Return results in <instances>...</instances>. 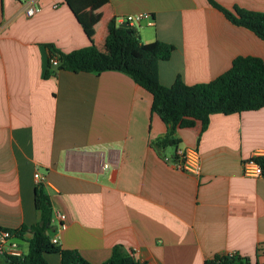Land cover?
Returning a JSON list of instances; mask_svg holds the SVG:
<instances>
[{"label":"crops","instance_id":"obj_1","mask_svg":"<svg viewBox=\"0 0 264 264\" xmlns=\"http://www.w3.org/2000/svg\"><path fill=\"white\" fill-rule=\"evenodd\" d=\"M215 1L264 12V0ZM36 4L40 10L28 16L20 0H0V227L39 220L38 171L52 215L65 214L66 228L57 232L52 219L48 233H58L61 248L77 250L91 264L107 260L116 244L149 264H204L227 253L254 262L257 245H264V176L244 175L243 162L264 155V106L213 113L203 130L199 124L178 128V143L159 152L152 143L167 126L151 113L148 91L115 70L75 73L51 66L47 75L46 45L62 52L93 45L108 59L110 23L149 13L151 23L142 22L137 35L141 42L175 46L158 62V80L169 86L178 76L189 85L208 82L237 56L264 61V41L207 0ZM177 146L198 150V173L163 160ZM22 246L27 250L28 242ZM45 258L60 264L57 253Z\"/></svg>","mask_w":264,"mask_h":264},{"label":"trees","instance_id":"obj_2","mask_svg":"<svg viewBox=\"0 0 264 264\" xmlns=\"http://www.w3.org/2000/svg\"><path fill=\"white\" fill-rule=\"evenodd\" d=\"M207 2L232 24L252 31L264 41V12L238 6L226 8L215 0ZM46 46L49 51L47 75L51 67L50 57L55 55L59 60L55 67L57 70L95 74L106 70L120 71L148 91L151 94V113H156L167 126L166 134L152 143L159 152L178 143L174 137L178 128L199 124L203 130L213 113H239L264 106V61L258 56L235 57L227 70L208 82L189 85L178 76L171 85L165 86L158 80V62L167 60L175 46L158 39L141 42L134 25L122 27L114 20L110 23L104 40L108 59L93 45L70 52L59 51L52 44ZM252 158L259 164L264 176V155ZM34 206L39 213L36 223L9 229L28 242L26 253L20 256L0 253V264H49L45 254L51 253L60 255V264H91L77 250L61 248L51 241L48 230L52 207L43 184H35ZM26 233H29L27 238ZM262 255L264 245L261 243L257 245L254 262L248 256L227 253L215 254L204 264H264L259 261ZM101 264L149 263L138 260L131 251L116 244L109 258Z\"/></svg>","mask_w":264,"mask_h":264},{"label":"built area","instance_id":"obj_3","mask_svg":"<svg viewBox=\"0 0 264 264\" xmlns=\"http://www.w3.org/2000/svg\"><path fill=\"white\" fill-rule=\"evenodd\" d=\"M25 6V13L31 16L40 10V6L36 4V0H20ZM58 3H55L53 7H57ZM151 15L149 13H134L128 14L122 17L121 22H128L131 25L151 23ZM50 64L52 67H56L59 64L58 57L52 55L50 57ZM163 160L171 163L179 170H183L190 173H198L200 171V154L195 147L177 146L172 156L164 155ZM243 174L246 176L256 177L261 176L262 171L258 163L251 157L243 162ZM35 184H43L45 186V177L35 171L33 174ZM52 219L58 221L57 232L66 228L65 214L61 211H54ZM51 219V220H52ZM23 239H21L16 233L9 229L0 230V253H6L10 255L20 256L26 253L22 246ZM53 243L59 242V234L55 233L51 237ZM233 254V253H230Z\"/></svg>","mask_w":264,"mask_h":264},{"label":"rangeland","instance_id":"obj_4","mask_svg":"<svg viewBox=\"0 0 264 264\" xmlns=\"http://www.w3.org/2000/svg\"><path fill=\"white\" fill-rule=\"evenodd\" d=\"M134 26H135V28H136L137 30H139L140 27H141V26H144V25H143V24H134ZM146 27H148V26H146ZM148 28H149V27H148ZM99 48H100L101 52H103V53L105 54V56H106L107 53H106L105 49H104L102 46L99 47ZM168 149H171V146H169Z\"/></svg>","mask_w":264,"mask_h":264},{"label":"water","instance_id":"obj_5","mask_svg":"<svg viewBox=\"0 0 264 264\" xmlns=\"http://www.w3.org/2000/svg\"><path fill=\"white\" fill-rule=\"evenodd\" d=\"M120 25L122 27H129V26H131V24H129L128 22H122Z\"/></svg>","mask_w":264,"mask_h":264}]
</instances>
